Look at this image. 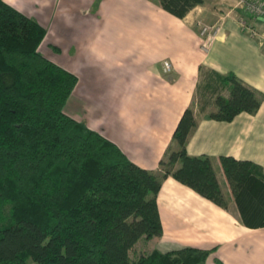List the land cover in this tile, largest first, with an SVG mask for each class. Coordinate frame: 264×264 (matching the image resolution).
<instances>
[{
  "label": "trees",
  "instance_id": "obj_1",
  "mask_svg": "<svg viewBox=\"0 0 264 264\" xmlns=\"http://www.w3.org/2000/svg\"><path fill=\"white\" fill-rule=\"evenodd\" d=\"M204 1L160 4L184 19ZM46 36L0 0V264H206L215 249L153 250L133 260L141 240L163 236L157 198L167 178L226 208L211 159L187 152L194 110L184 112L159 171L142 169L65 114L78 78L40 52ZM212 74L228 95L214 93L211 120L259 112L256 89L233 73ZM220 161L243 225L264 228L262 168L229 156Z\"/></svg>",
  "mask_w": 264,
  "mask_h": 264
},
{
  "label": "crops",
  "instance_id": "obj_2",
  "mask_svg": "<svg viewBox=\"0 0 264 264\" xmlns=\"http://www.w3.org/2000/svg\"><path fill=\"white\" fill-rule=\"evenodd\" d=\"M3 1L45 28L40 52L77 76L65 114L115 143L140 168L159 171L184 112L194 110L187 152L211 159L226 208L167 178L157 198L163 236L149 241L155 250L215 249L206 264H264V228L243 225L220 161H251L264 173V21L234 0H205L184 19L160 0ZM242 13L261 36L243 31ZM204 26L217 32L202 37ZM165 62L172 66L168 73ZM212 73H233L256 89L259 112L231 123L211 120V92L222 88Z\"/></svg>",
  "mask_w": 264,
  "mask_h": 264
},
{
  "label": "rangeland",
  "instance_id": "obj_3",
  "mask_svg": "<svg viewBox=\"0 0 264 264\" xmlns=\"http://www.w3.org/2000/svg\"><path fill=\"white\" fill-rule=\"evenodd\" d=\"M235 1H236V6L238 9H241L245 13L250 14V11L246 8V6L244 4H239L240 0H234V2ZM247 1L250 2V1H254V0H247ZM232 2H233V0H232ZM255 2L261 3L264 6V0H255ZM240 17L238 16L237 18L240 20L239 25L243 29V31H247L252 37H259L262 35V33L260 31H258V29H255L253 26H251V23L248 21V19L246 18V15H244V13H242V15H240ZM252 17L255 18L256 20L264 21V19H262L258 16L253 15ZM252 32H254L256 34V36ZM203 91H205V90L201 89V91L199 93L200 99L202 97L201 94L203 93ZM219 92L220 93L223 92L222 88H221V90H219ZM211 93H212V98H213L215 96V94H217L218 92L217 93L215 92V94L213 92H211ZM212 98H210V99H212ZM156 248H157L156 243L149 242L146 240H141L139 242V244L133 250L134 251L133 260L139 255L149 254L151 251L155 250Z\"/></svg>",
  "mask_w": 264,
  "mask_h": 264
},
{
  "label": "built area",
  "instance_id": "obj_4",
  "mask_svg": "<svg viewBox=\"0 0 264 264\" xmlns=\"http://www.w3.org/2000/svg\"><path fill=\"white\" fill-rule=\"evenodd\" d=\"M239 4H244L246 6V8L250 11V14L253 16H258L262 19H264V6L261 3H256L255 0L254 1H247V0H240ZM212 32H217L215 27H211V26H204L202 28L201 31V36L202 37H206L209 36ZM255 36L256 34L254 32H252ZM209 40V38L207 39ZM172 69V66L170 63L165 62L164 63V71L165 72H170Z\"/></svg>",
  "mask_w": 264,
  "mask_h": 264
}]
</instances>
